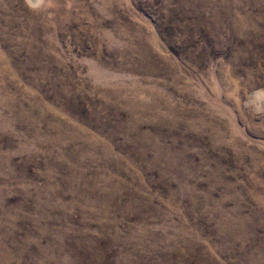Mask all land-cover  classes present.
Listing matches in <instances>:
<instances>
[{"label":"rangeland","instance_id":"1","mask_svg":"<svg viewBox=\"0 0 264 264\" xmlns=\"http://www.w3.org/2000/svg\"><path fill=\"white\" fill-rule=\"evenodd\" d=\"M0 264H264V0H0Z\"/></svg>","mask_w":264,"mask_h":264}]
</instances>
